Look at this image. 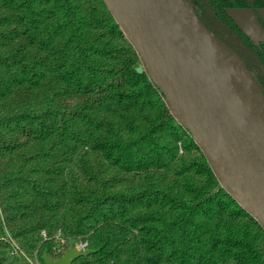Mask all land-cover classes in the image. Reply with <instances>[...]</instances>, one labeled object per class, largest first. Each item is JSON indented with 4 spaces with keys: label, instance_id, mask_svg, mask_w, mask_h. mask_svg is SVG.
Instances as JSON below:
<instances>
[{
    "label": "trees",
    "instance_id": "trees-1",
    "mask_svg": "<svg viewBox=\"0 0 264 264\" xmlns=\"http://www.w3.org/2000/svg\"><path fill=\"white\" fill-rule=\"evenodd\" d=\"M187 1L264 93V42L226 10L245 1ZM139 65L102 0H0V264H27L10 240L42 264L79 242L72 264H264V230Z\"/></svg>",
    "mask_w": 264,
    "mask_h": 264
},
{
    "label": "water",
    "instance_id": "water-1",
    "mask_svg": "<svg viewBox=\"0 0 264 264\" xmlns=\"http://www.w3.org/2000/svg\"><path fill=\"white\" fill-rule=\"evenodd\" d=\"M102 1L141 61L136 72L161 91L220 187L264 230V93L246 65L199 21L190 1ZM86 254L71 246L42 261L72 264Z\"/></svg>",
    "mask_w": 264,
    "mask_h": 264
},
{
    "label": "rangeland",
    "instance_id": "rangeland-1",
    "mask_svg": "<svg viewBox=\"0 0 264 264\" xmlns=\"http://www.w3.org/2000/svg\"><path fill=\"white\" fill-rule=\"evenodd\" d=\"M240 17L238 14H234V16L238 19V24L248 33H252L251 38L253 41H257L255 34H258L261 39L264 38V30L259 24L257 18L253 14H249L247 16V11L240 9ZM262 18L264 19V12H262Z\"/></svg>",
    "mask_w": 264,
    "mask_h": 264
},
{
    "label": "flooded vegetation",
    "instance_id": "flooded-vegetation-1",
    "mask_svg": "<svg viewBox=\"0 0 264 264\" xmlns=\"http://www.w3.org/2000/svg\"><path fill=\"white\" fill-rule=\"evenodd\" d=\"M244 1L246 3V7H243V8H228L226 10L228 11V10H232V9H237V10L243 9V10L251 11L252 14L257 18L259 24L261 25V27L264 30V19L262 18V12H264V0H259L262 3H259L256 0H244ZM255 35H257L256 36V38H257L256 42L253 41L252 38L250 37V40H251V42L253 44H257L258 45V44L264 42V38L261 39L258 34H255ZM257 76L259 77V79H261V81L264 84V69H260V71L257 72Z\"/></svg>",
    "mask_w": 264,
    "mask_h": 264
},
{
    "label": "built area",
    "instance_id": "built-area-1",
    "mask_svg": "<svg viewBox=\"0 0 264 264\" xmlns=\"http://www.w3.org/2000/svg\"><path fill=\"white\" fill-rule=\"evenodd\" d=\"M41 237H42L43 239H46V234H45L44 231L41 232ZM57 238H58V236H57ZM10 241H11L10 243H11V247H12L11 255H13V256H18V257H23V258L25 259V261L27 262V264H42L36 256H34V257H32V258L26 256V255H25V254H24V253L18 248V246L16 245L15 242H13L12 240H10ZM72 246H74L75 249H76L77 251L81 252V251H85V250H86V246H87V244H86V243L79 242V243H75V244L72 245ZM57 251H59V250H57Z\"/></svg>",
    "mask_w": 264,
    "mask_h": 264
}]
</instances>
